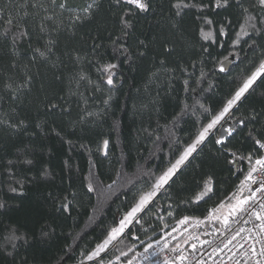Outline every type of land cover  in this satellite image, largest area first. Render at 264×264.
I'll list each match as a JSON object with an SVG mask.
<instances>
[{"label": "trees", "instance_id": "trees-1", "mask_svg": "<svg viewBox=\"0 0 264 264\" xmlns=\"http://www.w3.org/2000/svg\"><path fill=\"white\" fill-rule=\"evenodd\" d=\"M170 2L151 0L150 10L127 17L131 27L124 29L125 7L116 0H67V10L50 0H0V264H74L86 257L116 226L137 190L147 187V176L140 173L166 168L264 53V35L255 32L233 45L243 22L235 0L228 8L203 0L207 7L186 9L182 17L170 10ZM254 2L244 0V6ZM88 3H93L91 15L73 21ZM46 15L54 19L44 20ZM204 18L213 23L204 24ZM7 19L14 24L7 25ZM201 29L213 37L203 40ZM21 31L27 35L14 43ZM46 47L51 52L45 57L35 51ZM108 63L118 66L111 91L98 71ZM81 73L94 83L80 80ZM26 81L15 94L4 87L10 83L15 89ZM95 83L103 84L101 91ZM221 124L229 151L216 144L220 125L108 258L125 261L182 217L208 221V210L236 191L248 166L237 161V173V163L228 161L232 152L246 156L249 131L264 125V82ZM121 173L138 178L136 188L128 191L131 185L121 181L110 189ZM208 177L215 195L207 203H191L195 183Z\"/></svg>", "mask_w": 264, "mask_h": 264}, {"label": "snow or ice", "instance_id": "snow-or-ice-1", "mask_svg": "<svg viewBox=\"0 0 264 264\" xmlns=\"http://www.w3.org/2000/svg\"><path fill=\"white\" fill-rule=\"evenodd\" d=\"M53 7H59L62 10H67V0H60L57 3V0H50ZM211 3V0H209ZM116 4L122 5L125 7L123 14L120 17V22L123 25L124 29H128L131 27V22L127 17L137 15L138 13H146L150 10L151 0H116ZM36 8H44L43 4L34 3L31 5ZM203 3V0H200V3L197 4L195 0H171L170 2V10H174V14L176 17H182L183 13L186 9L196 8L198 11H202L203 8L207 7ZM232 3L230 0H215L214 7L215 8H228L232 7ZM235 6L241 10L243 13V22L239 25V31L235 33V39L233 40V45L240 44L241 40L244 37H249L250 32H255L257 34L264 35V0H255L254 3H250L248 7L244 6V0H235ZM27 7V4L24 5ZM251 9H257V14L253 15L250 11ZM93 3H88L83 9L82 13L75 14L71 17L73 21H80L81 19H87L92 12ZM47 11V9H45ZM53 15H46L44 20H53ZM197 19H201V17H197ZM5 23L9 26L14 24L13 19H7ZM203 23L207 25H211L213 23L212 20L204 18ZM18 26V25H17ZM230 22H229V25ZM225 25L221 24L219 29V35H226ZM9 29H5L4 35H7ZM45 30L43 23L41 26V31ZM27 33L24 31L19 32L16 37H14V43L16 38H22L26 36ZM123 35H127V32H123ZM200 36L203 40H209L213 37L212 31H204L201 29ZM119 38L116 41H113L114 44H117ZM52 41H49L51 44ZM247 43V41H244ZM254 46V44H253ZM252 46H250L251 48ZM167 50V49H166ZM40 57H45L47 53L51 52L50 47H46V51H41L40 49L35 50ZM119 54H123V52H127L126 48H116L114 49ZM143 55V53H141ZM227 59V58H226ZM118 66L114 63H108L104 65L103 68L98 69L101 73L99 79L103 81V84L109 86V90L115 87L114 77L116 73L113 69H116ZM220 71H225V68L222 66ZM80 80H88L89 84H93L94 82L88 79V77L81 73ZM79 83V81H77ZM258 82H264V53L254 62H252L251 67L246 71V73L242 77V82L235 88V90L230 94V96L223 102L220 109L215 113L211 114V119L208 123L202 124L197 133L190 138V143H186L182 150H178L179 154L175 156L174 160H169L168 166L164 168L159 173L148 170L147 172H141V176H147V180L143 183L147 185V187H141L137 190V192L133 195L132 202L126 211L123 212L122 216L118 219V223L116 226H113L108 231L106 238L103 242L96 245L95 249L86 254L85 259L87 261L97 262V258L99 261L97 264H104L103 257L101 253H105L106 249L109 245L120 237L122 234L126 235L125 230L130 229V225L140 223V218L142 215L151 210V208L155 205L156 199H158L159 194L162 190L166 191L168 188L175 183V178L180 175L184 168L187 167L188 163H190V158L193 157V154L197 152L199 147L206 142V140L210 137V134L213 133V130L217 127V125H221V122L225 120L227 116L231 115V111L234 106L237 105L242 98H245L246 94L249 93L250 90H254V86L257 85ZM103 84L95 83L94 87L96 91H101L103 88ZM187 85V81H185ZM5 88L10 89L15 94L16 91L21 87H27V81L18 85L15 89L13 85L7 83L4 85ZM185 90H189L186 86ZM195 91V89H191ZM107 103V101H105ZM199 104V102L197 101ZM57 107L56 104H51V109H55ZM188 106L185 105V108ZM199 107L203 109L205 112L209 110L204 108L203 104H199ZM195 109V105L193 106ZM6 123V121H3ZM23 123V122H21ZM243 123V121H241ZM15 127V125H13ZM228 131V136H232L235 129L226 130ZM247 141L249 143V149L246 156H237L235 152L231 153L233 159L229 160V164L237 163V161L246 162L247 170L244 172L243 179L240 181L239 185L236 187V191L232 192L228 196L221 200V202L213 208L208 210V214L205 217L206 220L212 219H220L217 215L222 209L227 207L229 212L227 215L223 216L221 220L222 225L225 227L229 226L231 220H235L238 217L247 216V219L243 220L244 224H251V227L244 228L240 227L239 230L235 231L230 237H225L222 241L223 247H213V253L223 252L224 249H228L232 252L230 260H232L233 264H264V125L261 126L259 130H250L247 135ZM108 142H104L105 148L107 147ZM217 145H221L225 152H228V144L225 141V138L221 136L216 140ZM27 163H31V161H27ZM240 165L237 163V173L239 172ZM237 173H234L236 175ZM121 181H126L131 187L128 191H131L133 188H136L137 183L139 182L138 178L133 180L131 177H126L122 173L120 174V180H113L112 184L108 187L111 189L114 185L119 186ZM255 185V187H253ZM195 188L198 189L194 198L190 201L191 203L199 204L200 202L207 203L212 199L215 195V189L213 184L212 177H208L203 179L202 184L200 182L195 183ZM89 192L93 191L91 185L88 186ZM15 191V189H12ZM126 194V193H125ZM228 201L225 204L224 201ZM171 207V205H169ZM169 216L172 215L170 211L168 213ZM191 218L188 216L180 219L177 224L184 225ZM201 223L199 219H197V224ZM177 229L173 228L172 231L175 232ZM219 231V229L217 230ZM241 233H245V236L241 237V239H237ZM166 235L171 236V233H167ZM221 235L224 236V233L221 232ZM163 239V237H161ZM235 242V243H234ZM157 244L160 241H156ZM201 243H211L210 241H202ZM237 249L236 252L232 251V248ZM152 244H149L145 251L147 252L148 248H151ZM179 245L176 248H173L172 251H177ZM193 250H195L196 245H192ZM131 250V249H130ZM121 255H126L125 253H121ZM239 256V258H237ZM119 259V257H117ZM135 259V258H133ZM189 259L180 251L178 257L171 262V264H185V261ZM111 264V261L108 262ZM128 264H132V260L128 261ZM165 264H169L168 261H165ZM196 264H201L200 261H197ZM215 264V262H214Z\"/></svg>", "mask_w": 264, "mask_h": 264}, {"label": "built area", "instance_id": "built-area-1", "mask_svg": "<svg viewBox=\"0 0 264 264\" xmlns=\"http://www.w3.org/2000/svg\"><path fill=\"white\" fill-rule=\"evenodd\" d=\"M255 187V185L253 186ZM183 218V217H182ZM181 218V219H182ZM191 219L184 225H178L177 220L174 225L166 231L160 233L159 236L149 239L144 242L140 248L130 255L125 261L117 259V257L108 258V254L111 249H106L105 253H101L103 257L104 264H128L129 260H132V264H165L168 261L169 264L175 260L180 251L182 250L184 255L188 257L185 264H196L200 261L201 264H233L231 257L232 252L228 249H224L223 252L213 253V247H223L222 241L225 237H230L235 231L239 230L240 227L248 228L251 224H244L243 220L247 219V216L238 217L235 220H231L228 227L222 225L221 221L219 224H215V220L204 221L199 219L201 223L197 224V219L195 217H190ZM173 228L177 230L172 231ZM219 229V231H217ZM224 233V236L221 235ZM171 233V236L166 235ZM245 236V233H241L237 239ZM163 237V239H161ZM156 241H160L159 244ZM202 241H210L211 243H201ZM235 243V242H234ZM149 244H152L151 248H148L147 252L145 249ZM195 244L196 248L193 250L192 245ZM179 245L177 251H172ZM229 248H232L230 245ZM233 252L237 249L232 248ZM135 258V259H133ZM239 258V256H237ZM99 258H97V262ZM97 262L87 261L85 257L74 264H97Z\"/></svg>", "mask_w": 264, "mask_h": 264}, {"label": "rangeland", "instance_id": "rangeland-1", "mask_svg": "<svg viewBox=\"0 0 264 264\" xmlns=\"http://www.w3.org/2000/svg\"><path fill=\"white\" fill-rule=\"evenodd\" d=\"M225 204L228 203V201H224ZM229 212V209L227 207H225L224 209H222L219 213H217V215L220 217L219 221H221L223 219V216L227 215ZM212 220H218V219H212ZM209 221V220H208ZM126 232V230H125ZM123 235V234H122ZM122 235L120 237H118L116 240H114L107 249H109L110 247H114L116 242L122 237Z\"/></svg>", "mask_w": 264, "mask_h": 264}, {"label": "water", "instance_id": "water-1", "mask_svg": "<svg viewBox=\"0 0 264 264\" xmlns=\"http://www.w3.org/2000/svg\"><path fill=\"white\" fill-rule=\"evenodd\" d=\"M222 66H223V65H222ZM241 100H242V99H241ZM239 102H240V101H239ZM239 102H238V103H239ZM238 103H237V104H238ZM236 106H237V105H236ZM236 106H234V108H235ZM234 108H233V109H234ZM223 121H224V120H223ZM223 121H222V122H223ZM222 122H221V123H222ZM219 126H220V125H217V127L213 130V133L215 132V130H216ZM213 133H212V134H213ZM210 135H211V134H210ZM221 136L224 137V133H223V128H222V127L220 128V137H221ZM220 137H218V138H220ZM126 230H127V229H126Z\"/></svg>", "mask_w": 264, "mask_h": 264}]
</instances>
